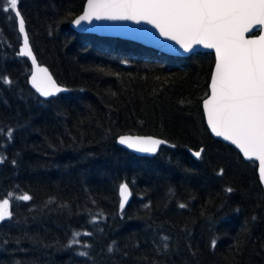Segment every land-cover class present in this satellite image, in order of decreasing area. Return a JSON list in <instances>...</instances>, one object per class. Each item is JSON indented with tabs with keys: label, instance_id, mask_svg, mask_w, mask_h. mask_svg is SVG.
<instances>
[{
	"label": "trees",
	"instance_id": "1",
	"mask_svg": "<svg viewBox=\"0 0 264 264\" xmlns=\"http://www.w3.org/2000/svg\"><path fill=\"white\" fill-rule=\"evenodd\" d=\"M84 2L19 0L37 62L68 89L48 100L28 84L17 21L0 12V77L12 81L0 82V199L32 197L10 199L0 264H264L256 164L212 138L203 118L213 54L177 58L77 33L69 24ZM123 134L169 146L140 157L118 146ZM125 182L132 198L121 210ZM74 231L91 235L65 247ZM164 235L168 252L157 250Z\"/></svg>",
	"mask_w": 264,
	"mask_h": 264
},
{
	"label": "snow or ice",
	"instance_id": "2",
	"mask_svg": "<svg viewBox=\"0 0 264 264\" xmlns=\"http://www.w3.org/2000/svg\"><path fill=\"white\" fill-rule=\"evenodd\" d=\"M19 0H0V12L16 20L18 31L23 34V46L18 55L30 57L35 71L31 85L40 96L49 98L67 91L59 86L47 68L37 65L29 47L25 20L19 10ZM106 18L110 20H144L159 29L162 36L175 41L185 52H194V46L215 51V67L211 76L210 94L203 101L207 123L217 137L235 145L246 159L259 162V180L264 184V34L246 39L245 33L253 28L264 30V0H87V9L74 24ZM0 82L12 84L6 77ZM7 140L14 138L15 129L8 126ZM3 128H0V135ZM119 143L141 153L155 154L161 144L167 143L152 137L119 138ZM203 149L193 155L201 157ZM6 157L0 156V163ZM15 163V161H13ZM223 174V169L218 173ZM226 192L233 191L226 188ZM170 195H175L169 190ZM0 199V224L13 219L10 199L30 201L29 194ZM131 195L128 183L119 186L120 209L123 210ZM51 203V201H49ZM184 203L178 207L185 208ZM255 219V217H253ZM95 222V218L93 220ZM82 235L73 232L65 247L81 244ZM170 237L161 236L157 250L168 252ZM19 241H17L18 243ZM4 243H8L7 240ZM216 241H212L215 246ZM84 248L90 245L84 244ZM110 245L108 252H112ZM88 256V251H80Z\"/></svg>",
	"mask_w": 264,
	"mask_h": 264
},
{
	"label": "water",
	"instance_id": "3",
	"mask_svg": "<svg viewBox=\"0 0 264 264\" xmlns=\"http://www.w3.org/2000/svg\"><path fill=\"white\" fill-rule=\"evenodd\" d=\"M86 9H87V0H85V2H84L82 11L78 15H76L69 24L70 28L77 33L92 34V35H96L98 37L116 38V39L131 41V42H134V43L139 44L141 46H144L146 48H151V49L158 51L162 54L172 56V57H177V58H186V57H189L195 53H212L214 56V63H213V67H212L209 82H208V93L204 99H206L207 96L210 94V87L209 86H210V82H211V76H212V73H213L214 67H215V51H214V49H206L201 45V46H194V48H195L194 52H185L184 49L181 48L179 44H177L173 40L166 38L165 36H162L159 32V29L155 28L152 24H149L144 20H141L139 22H137L136 20H110V19H106V18H101V19L97 20L95 17H93L91 22L82 21L81 25H79V26L75 25L74 20L79 18V16L82 15ZM17 27H18V23H17ZM258 27L259 26H257V28ZM257 28H253L250 32L245 33V38L246 39H254V38L258 37L259 35L264 34V30L258 31ZM253 30H257V33L255 35H250V33ZM20 35H21V45H20V48H21L23 46V34H20ZM29 47H30V45H29ZM20 48H19V50H20ZM22 57H24V56H22ZM24 58H26L29 61L30 67H31L30 74L28 77V84H29L30 88L41 99L48 100L50 98L56 97L57 95H59L61 93L68 92L67 88L58 84L59 86L67 89V91L58 93L57 95H55L53 97H49V98H45V97L40 96L39 93H37L36 90L31 85V73L35 71V67L32 65L30 57H24ZM36 62H37V60H36ZM37 65L41 68H47L46 66L41 65L38 62H37ZM48 72H49V70H48ZM49 74L51 75L50 72H49ZM52 78H53V76H52ZM204 99L201 102L203 118H204L206 128H207L208 132L210 133V135L212 136V138H214V139H216V140H218L224 144L232 146L239 153V155L242 157V159L244 161L254 162L256 164V171H257V176H258V180H259V172H258L259 162L257 160H255V158H253L252 160L246 159L243 156L242 152H240V150L235 145H233L230 141H226L223 139V137H217V136H215L214 133H212V131H211V129L207 123V116H206V112H205L204 107H203ZM123 136L145 137V138L146 137H152L154 139H160V140H163V139L152 136V135H142V134H123L117 138L118 146H120V147L130 151L131 153H133L137 156H140V157H148V158L154 157L158 153L160 147L169 146L168 143L161 144L155 154L141 153V152L135 151L134 149L128 148L126 145L120 144L119 138L123 137ZM163 141H165V140H163ZM259 183H260L262 190H263V193H264V184H262L260 182V180H259ZM118 194H119V190H118ZM131 198H132V195H130L128 202L126 203L125 207L128 206V204L131 201ZM119 199H120V196H119Z\"/></svg>",
	"mask_w": 264,
	"mask_h": 264
}]
</instances>
